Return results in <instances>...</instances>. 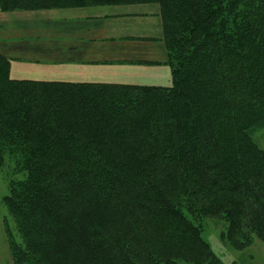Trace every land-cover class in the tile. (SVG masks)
<instances>
[{
  "label": "trees",
  "instance_id": "trees-1",
  "mask_svg": "<svg viewBox=\"0 0 264 264\" xmlns=\"http://www.w3.org/2000/svg\"><path fill=\"white\" fill-rule=\"evenodd\" d=\"M123 4L159 6L170 87L15 81L0 57V146L26 172L3 198L22 240L12 264H220L187 216L264 245V0L0 11Z\"/></svg>",
  "mask_w": 264,
  "mask_h": 264
},
{
  "label": "crops",
  "instance_id": "crops-1",
  "mask_svg": "<svg viewBox=\"0 0 264 264\" xmlns=\"http://www.w3.org/2000/svg\"><path fill=\"white\" fill-rule=\"evenodd\" d=\"M0 57L15 81L171 86L157 4L0 11Z\"/></svg>",
  "mask_w": 264,
  "mask_h": 264
},
{
  "label": "rangeland",
  "instance_id": "rangeland-1",
  "mask_svg": "<svg viewBox=\"0 0 264 264\" xmlns=\"http://www.w3.org/2000/svg\"><path fill=\"white\" fill-rule=\"evenodd\" d=\"M257 144L264 150V129L254 135ZM0 264H12L9 243L22 245L15 230L13 220L10 218L3 204V198L9 194V185H19L25 180L22 159L0 146ZM186 217V214H184ZM196 231L202 242L207 244L210 252L220 264H264V245L252 237L251 244L243 249L231 245L227 234V225L224 222H216L200 218L186 217ZM5 226L9 231V239L5 232Z\"/></svg>",
  "mask_w": 264,
  "mask_h": 264
}]
</instances>
